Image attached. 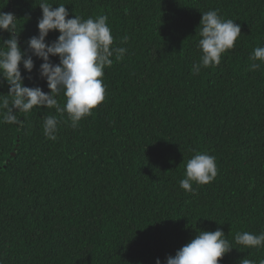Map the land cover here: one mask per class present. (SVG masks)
Returning a JSON list of instances; mask_svg holds the SVG:
<instances>
[{"label": "trees", "instance_id": "1", "mask_svg": "<svg viewBox=\"0 0 264 264\" xmlns=\"http://www.w3.org/2000/svg\"><path fill=\"white\" fill-rule=\"evenodd\" d=\"M39 2L0 0L22 48L38 35ZM48 2L66 5L68 18L107 16L113 47L127 52L104 69L106 98L77 128L39 106L16 111L22 124L0 122V264H163L197 231L217 228L233 247L220 264H260L264 247L234 237L264 232V63L253 71L249 59L264 47V0ZM217 9L241 35L218 66L194 75L201 12ZM32 58L24 84L47 93L43 61ZM8 92L5 81L0 105ZM47 115L59 121L55 140L43 133ZM196 153L215 157L217 176L186 192L179 181Z\"/></svg>", "mask_w": 264, "mask_h": 264}, {"label": "clouds", "instance_id": "2", "mask_svg": "<svg viewBox=\"0 0 264 264\" xmlns=\"http://www.w3.org/2000/svg\"><path fill=\"white\" fill-rule=\"evenodd\" d=\"M39 8L42 16L38 20V35L31 37L22 48L17 31V17L11 12L0 11V32H8L10 38H0V84L5 81L9 85L8 98L2 100L6 109L2 115V123L22 124L16 111L28 114L34 107L55 108L57 113L67 114L72 128L91 116L106 98V86L103 83L104 69L124 58L125 47H113L114 37L108 24L107 16L83 19L75 15L68 18L66 5L54 6L48 0H40ZM202 13L199 24L198 48L201 51L199 62L192 66V73L199 74L202 68L216 67L222 56L233 49L241 35V26L232 19H223L219 10ZM58 31L56 40L47 41L50 32ZM127 37L121 38L126 43ZM29 50L31 55L29 54ZM33 56L43 61L39 68V76L46 80L50 90L45 92L41 87H28L24 84L21 65L28 73L35 68ZM51 57H59V63H53ZM249 59L253 61L251 70L260 68L256 61L264 63V47H256ZM31 78V77H29ZM63 95L65 104L58 102L57 97ZM11 104V106H9ZM59 121L54 115L43 119V133L50 140L56 139ZM217 176L215 157L207 153H196L186 163L185 178L179 186L186 192H193V184L211 183ZM235 243L248 248L264 247V232L254 234L239 232L234 237ZM233 249L225 238L221 228L215 231L199 230L195 238L177 250L174 256L169 255L163 264H220V260ZM156 264H162L157 258ZM242 264H253L243 260ZM264 264V260L260 261Z\"/></svg>", "mask_w": 264, "mask_h": 264}]
</instances>
